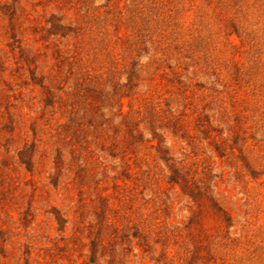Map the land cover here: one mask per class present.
Instances as JSON below:
<instances>
[{
	"label": "rangeland",
	"instance_id": "rangeland-1",
	"mask_svg": "<svg viewBox=\"0 0 264 264\" xmlns=\"http://www.w3.org/2000/svg\"><path fill=\"white\" fill-rule=\"evenodd\" d=\"M0 264H264V0H0Z\"/></svg>",
	"mask_w": 264,
	"mask_h": 264
}]
</instances>
